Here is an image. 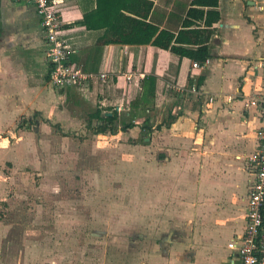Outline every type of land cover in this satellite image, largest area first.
<instances>
[{
	"label": "crops",
	"instance_id": "1",
	"mask_svg": "<svg viewBox=\"0 0 264 264\" xmlns=\"http://www.w3.org/2000/svg\"><path fill=\"white\" fill-rule=\"evenodd\" d=\"M55 1L60 3L70 62L92 79L79 89L52 88L34 8L0 0V171L29 163V139L23 130L34 120L65 127L64 111L63 122L67 119L75 128L82 125L87 131L102 124L105 135L100 138L107 146L125 137L134 142L146 132L140 130L145 124L150 129L143 139L149 157L164 162L160 175L153 173L156 167L151 169L155 177L148 180V204L152 212L165 213L161 221L168 231L163 241L150 246L149 253L141 254L140 249L133 253L132 262L119 264H238L226 244L244 227V159L256 149L259 128L256 111L245 104L264 86L262 70L254 67L264 59V0H217L218 20L208 28L207 57L202 61L151 45L96 46L105 29L90 30L79 24L84 14L94 11L96 0ZM190 2L151 0L145 22L175 35ZM187 20L194 23L190 28H202V21ZM193 63L202 67L192 68ZM147 75L155 78L152 103L129 120L128 106L138 97L139 82ZM69 106L77 112L84 107V118L80 113L72 118L65 115ZM98 112L106 117L115 114L113 133L108 124L92 117ZM127 122L133 126L119 131ZM3 239L0 229V264L39 263L41 250L33 244L24 247L16 260L8 253L3 256Z\"/></svg>",
	"mask_w": 264,
	"mask_h": 264
},
{
	"label": "rangeland",
	"instance_id": "2",
	"mask_svg": "<svg viewBox=\"0 0 264 264\" xmlns=\"http://www.w3.org/2000/svg\"><path fill=\"white\" fill-rule=\"evenodd\" d=\"M84 109L69 106L65 115L83 117ZM63 113L65 127L28 125L29 163L0 171L2 255L16 260L32 244L41 250L38 264L130 263L140 249L149 253L168 230L165 213L148 204L149 177L164 162L150 159L146 132L107 146L102 124L75 128Z\"/></svg>",
	"mask_w": 264,
	"mask_h": 264
},
{
	"label": "trees",
	"instance_id": "3",
	"mask_svg": "<svg viewBox=\"0 0 264 264\" xmlns=\"http://www.w3.org/2000/svg\"><path fill=\"white\" fill-rule=\"evenodd\" d=\"M189 5L191 8L186 11L185 19L179 20L181 29L175 35L164 30H157L156 26L148 21L145 22L151 8V0H96L94 11L84 14L79 24L90 30L105 29L96 46L108 44L151 45L158 49L168 50L180 57L202 61L207 57L206 41L211 34L208 28L218 20V14L214 10L217 7V0H191ZM203 8L207 10L203 12ZM122 11L130 14H125ZM189 18L198 20V22L202 21V28H190L194 23L188 21ZM185 44L194 45V50L180 47ZM69 56L67 63L72 64ZM154 86L155 78L153 76L147 75L140 80V93L128 106L129 120L135 119L138 112L143 113L145 109L149 108L154 97ZM92 117L108 124L107 127L111 133L115 131L113 122L116 116L114 113L106 117L98 112ZM143 125H140V130L148 133L150 129L145 124ZM132 126V122L124 123L120 126L119 131L123 132Z\"/></svg>",
	"mask_w": 264,
	"mask_h": 264
},
{
	"label": "built area",
	"instance_id": "4",
	"mask_svg": "<svg viewBox=\"0 0 264 264\" xmlns=\"http://www.w3.org/2000/svg\"><path fill=\"white\" fill-rule=\"evenodd\" d=\"M13 3L30 4L39 18L43 32L45 57L48 65V83L55 90L81 88L84 82L92 79V75L80 67L68 64L69 50L63 38L60 15L55 0H7ZM207 60L203 62L205 65ZM202 65L193 63L192 68ZM254 67L262 70L264 80V59H260ZM105 76H100L103 82ZM194 92V89H191ZM246 108L257 113L259 128L256 131V149L244 159L246 175V196L244 206V227L241 235L231 239L226 248L235 255L238 264H264V86L248 98Z\"/></svg>",
	"mask_w": 264,
	"mask_h": 264
}]
</instances>
